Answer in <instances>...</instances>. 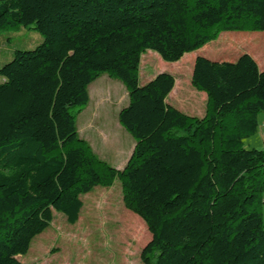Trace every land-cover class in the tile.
Segmentation results:
<instances>
[{"label": "trees", "instance_id": "obj_1", "mask_svg": "<svg viewBox=\"0 0 264 264\" xmlns=\"http://www.w3.org/2000/svg\"><path fill=\"white\" fill-rule=\"evenodd\" d=\"M21 26L43 40L0 66V264H23L54 211L78 222L83 196L115 179L150 234L142 264H264V148L243 142L264 111V66L245 47L230 58L208 44L264 31V0H0V31ZM146 51L196 55L203 116L168 102L173 74L140 84ZM101 74L128 93L118 121L135 144L121 169L77 130Z\"/></svg>", "mask_w": 264, "mask_h": 264}, {"label": "rangeland", "instance_id": "obj_2", "mask_svg": "<svg viewBox=\"0 0 264 264\" xmlns=\"http://www.w3.org/2000/svg\"><path fill=\"white\" fill-rule=\"evenodd\" d=\"M230 33L232 32H221L217 39L208 43L209 47L219 43L226 45H221L222 47L233 45L235 49L230 47L224 50L230 54V58H234L243 50L241 47H245L260 67H263L264 31H238L232 35ZM42 40L41 34L31 27L21 26L0 31V66L12 59L14 51L33 49ZM195 56L194 53H187L178 62L171 63L163 61L153 51H146L141 57L139 82L142 85L156 74L168 72L175 76V92L187 95L189 90L196 91L190 82ZM100 76L98 80L101 79L103 85L106 78L121 85L105 84L107 86L101 90L93 88L94 84L90 86L89 102L76 119L78 134L101 159L121 169L129 159L135 144L133 137L118 121L119 110L128 103V93L121 81L107 74ZM3 80L0 75V83ZM181 99L183 97L179 96L177 102L173 100V103L181 105ZM185 113L192 115L189 110ZM258 123V131L243 141L246 148H264V111L258 113ZM83 200L84 207L80 219L74 224L68 223L63 213L54 211L52 222L44 235H37L29 251L22 256L23 264H76L74 254H77L76 258H79V255L86 258L81 262L83 264H142L139 253L150 239V234L143 221L125 208L120 181L115 179L113 185L108 188H94ZM261 212L264 225V201ZM67 230H71V260L62 253L57 254V249L53 248L55 244L52 234ZM46 235L49 237L43 239ZM89 252L97 254L90 256Z\"/></svg>", "mask_w": 264, "mask_h": 264}, {"label": "crops", "instance_id": "obj_3", "mask_svg": "<svg viewBox=\"0 0 264 264\" xmlns=\"http://www.w3.org/2000/svg\"><path fill=\"white\" fill-rule=\"evenodd\" d=\"M232 33H235V32H232ZM232 33H230V34L232 35ZM221 45H223V44H220V43L218 44V46L220 47V49L222 51L230 49V47H233V45H229V47H222ZM223 46H226V45H223ZM207 48H208V46H205L202 49H207ZM200 51H202V50H200ZM98 79L99 78H97L95 81H93L88 86V92L91 90L90 86L93 84H94L93 88L96 87V88H99V90H101L102 87L105 88V86H107L105 84L121 85V84H119V82L112 83L111 80L110 81L107 80L108 78H106V80L104 81L105 84L103 85V83L101 82V79L100 80H98ZM180 90L182 91V89H180ZM179 96H182L183 99L180 100L181 105H176V103H173V100L175 101L177 99V97H179ZM167 100L169 103H171V105L177 107L178 109H180L184 112H187V110H189L192 115H196V116H203L204 115L205 109L203 110V106L205 107L206 95L203 92H200L197 90L196 91L189 90L187 95H183V93H181V92L180 93L178 91L175 92V87H174V89L169 94V97L167 98ZM176 102H177V100H176ZM263 136H262V138H263ZM83 207H84V204H83ZM44 233H45V231L43 233H41L40 235H44ZM47 236L49 237V235H46L43 237V239H45V238L47 239ZM52 237H54V244H55V245H53L54 246L53 248H55V250L57 249L56 250L57 254L62 253V254H64V256L67 257V259L71 260V230H67L66 232L60 231L58 234L53 233ZM92 254H97V252H92V253L89 252L90 256H92ZM74 255L77 256V254H74ZM76 256H74L76 264H83L81 262L83 261L84 257H80V255H79V258H76Z\"/></svg>", "mask_w": 264, "mask_h": 264}, {"label": "built area", "instance_id": "obj_4", "mask_svg": "<svg viewBox=\"0 0 264 264\" xmlns=\"http://www.w3.org/2000/svg\"><path fill=\"white\" fill-rule=\"evenodd\" d=\"M262 140H263V143H264V136H263Z\"/></svg>", "mask_w": 264, "mask_h": 264}, {"label": "water", "instance_id": "obj_5", "mask_svg": "<svg viewBox=\"0 0 264 264\" xmlns=\"http://www.w3.org/2000/svg\"><path fill=\"white\" fill-rule=\"evenodd\" d=\"M18 259H20V257H18Z\"/></svg>", "mask_w": 264, "mask_h": 264}]
</instances>
